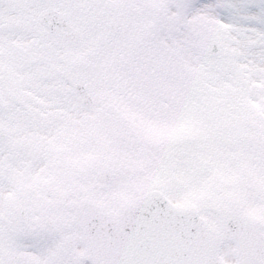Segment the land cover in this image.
Instances as JSON below:
<instances>
[{
    "label": "snow or ice",
    "instance_id": "obj_1",
    "mask_svg": "<svg viewBox=\"0 0 264 264\" xmlns=\"http://www.w3.org/2000/svg\"><path fill=\"white\" fill-rule=\"evenodd\" d=\"M0 264H264V0H0Z\"/></svg>",
    "mask_w": 264,
    "mask_h": 264
}]
</instances>
